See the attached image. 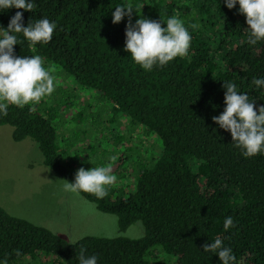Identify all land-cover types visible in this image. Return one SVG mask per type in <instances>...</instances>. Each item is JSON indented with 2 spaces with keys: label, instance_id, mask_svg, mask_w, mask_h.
Masks as SVG:
<instances>
[{
  "label": "trees",
  "instance_id": "trees-1",
  "mask_svg": "<svg viewBox=\"0 0 264 264\" xmlns=\"http://www.w3.org/2000/svg\"><path fill=\"white\" fill-rule=\"evenodd\" d=\"M31 2L36 6L32 12L0 10V27L7 29L17 11L23 12V26L41 18L56 24L48 43L32 45L15 34L20 43L13 52L17 57L41 56L45 67L53 69L56 88L39 103L9 105L8 115H0V125L11 126L13 141L30 138L42 163L74 182L76 171L83 167L76 159L78 151L87 147L80 143L76 150L70 137L59 145V137H64L60 127L69 104L73 105L71 98L77 96L73 87L70 100L60 93L68 90L63 83L67 75L75 87L93 90L99 102L109 105L110 110L103 109L111 112L106 126L118 120L126 133L110 127L106 138L118 150L112 174L132 187L122 194L107 186L108 195L102 199L79 195L96 210L115 215L118 231L139 221L143 234L137 238L83 235L68 242L0 206V264L4 260L25 264L23 257L39 258L44 264H79L81 248L86 256L95 255L97 264H222L218 255L202 248L216 238L231 248L234 264H264V153L245 157L230 132L212 120L226 106L224 82H233L257 110L264 106V87L252 83L253 78H264V38L254 45L248 42L249 29L239 4L229 9L225 0ZM118 6L133 7V24L144 17L166 27V20L177 16L191 34L188 54L143 70L124 50L129 17L112 23ZM89 116L92 128L99 125L90 112ZM70 118L80 120V111ZM132 132L142 140L153 134L159 140L158 153L141 156V138L138 145H131L127 135ZM64 146L74 152L68 155ZM88 149L96 152L94 145ZM229 215L235 226L225 230L223 221Z\"/></svg>",
  "mask_w": 264,
  "mask_h": 264
},
{
  "label": "clouds",
  "instance_id": "clouds-1",
  "mask_svg": "<svg viewBox=\"0 0 264 264\" xmlns=\"http://www.w3.org/2000/svg\"><path fill=\"white\" fill-rule=\"evenodd\" d=\"M239 4V12L244 14L249 29L248 42L252 45L264 38V0H225L226 7L232 9ZM35 4L31 0H0V10L9 8L32 12ZM133 7L118 6L112 13V23H119L125 16L129 22L125 26L124 50L131 54L133 61L145 71L154 66H164L177 57L188 54L191 34L184 23L173 15L166 20V27L161 21L140 18L131 22ZM56 24L47 18L28 22L23 26V12L17 11L10 19L7 29L0 27V115H8V106L23 107L39 103L50 96L56 88V78L51 67H45L44 59L39 55L15 56L14 45L20 43L15 34H22L32 45L52 39ZM252 83L264 87V78H253ZM225 108L212 117L220 128L229 131L235 146L242 150L245 157L264 153V106L257 110L254 101L246 94L238 93L233 82H224ZM115 159V158H113ZM117 176L112 174L111 166L81 167L76 171L74 182L62 180V190L79 195L81 192L95 195L102 199L108 195L107 186L113 185ZM235 226L232 216L225 217V230ZM204 252L218 255L222 264H234L235 256L229 247H224L220 238L202 245ZM85 249H80L79 264H97L95 255L86 256ZM19 255V250L16 251ZM2 264H8L4 260Z\"/></svg>",
  "mask_w": 264,
  "mask_h": 264
},
{
  "label": "rangeland",
  "instance_id": "rangeland-1",
  "mask_svg": "<svg viewBox=\"0 0 264 264\" xmlns=\"http://www.w3.org/2000/svg\"><path fill=\"white\" fill-rule=\"evenodd\" d=\"M63 83H67L69 87H67L68 90L60 93L62 98L69 99V95H72L70 92L72 87L77 96L71 98L70 102L73 105L69 104L65 123L60 127L64 137H59L62 139V141L59 139V145L63 144L65 137H70L73 148L80 143L87 147L84 152L79 150L76 158L78 162H82L85 170L92 167L111 166L118 150L113 147L110 140H107V128L112 127L113 132L126 135L125 131L122 132V129H119L118 120L113 123L114 125L106 126L104 121L111 116V112L105 113L104 110L105 108L110 110L109 105L103 100L99 102L93 90L75 87L70 75L64 78ZM78 110L81 113L80 120H72L70 115L73 116ZM89 112L94 121L99 123L94 128L90 126L91 121L87 120L90 118ZM59 113L62 114V111ZM10 132L11 126L0 125V206L7 213L43 226L68 242H73L83 235L137 238L143 234L139 221L131 223L123 231H118L115 215L96 210L93 203L88 202L81 195L63 191L62 180L64 179L42 163V156L35 143L28 137L13 141ZM132 134L127 135L131 140L130 144L138 145L141 135L137 132ZM158 141L153 134H149L146 139L141 138L140 155L144 157L148 154L156 155L160 148ZM92 145L95 146L96 152L91 154L88 148ZM64 148L68 155L74 152V149L70 150L66 146ZM129 166L130 163L126 164L127 169ZM123 168L124 166L118 167L121 171L124 170ZM132 175L130 172L126 176L130 179ZM117 180L113 188L122 190V194L131 189L132 185L128 180L124 178ZM21 262L44 264L39 258L29 257H23Z\"/></svg>",
  "mask_w": 264,
  "mask_h": 264
}]
</instances>
